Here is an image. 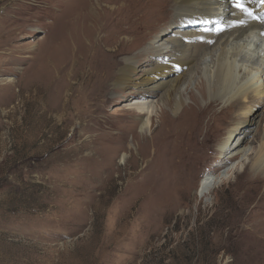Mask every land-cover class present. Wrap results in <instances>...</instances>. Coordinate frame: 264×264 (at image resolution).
Here are the masks:
<instances>
[{"label":"rangeland","instance_id":"obj_1","mask_svg":"<svg viewBox=\"0 0 264 264\" xmlns=\"http://www.w3.org/2000/svg\"><path fill=\"white\" fill-rule=\"evenodd\" d=\"M63 2L0 0V264H264V172L258 169L264 138L257 133L264 130V101L255 103V123L245 134L248 159H233L229 177L201 198L199 180L216 158L208 153L191 184L184 183L187 190L162 211L139 175L147 161L136 153L138 144L128 160L120 159L133 139L128 125L137 120L123 106L136 96L126 92L134 88L112 93L108 68L94 63L98 48L111 63L127 55L151 62L140 52L168 26L121 41L116 51L95 44L72 67L74 43L57 18ZM217 47L215 41L206 52ZM200 75L193 71L190 81L198 97ZM131 185L135 194L126 208ZM134 212L142 227H130Z\"/></svg>","mask_w":264,"mask_h":264},{"label":"bare ground","instance_id":"obj_2","mask_svg":"<svg viewBox=\"0 0 264 264\" xmlns=\"http://www.w3.org/2000/svg\"><path fill=\"white\" fill-rule=\"evenodd\" d=\"M59 10L60 30L74 43L72 67L80 64L79 54L86 57L88 49L100 42L116 51L121 41H133L139 33L146 36L162 29V24L179 25L173 31L164 27L160 34L153 35L140 52L139 56L151 57V62L143 65L131 55L122 60L113 56L111 63L107 54L95 50L99 54L94 65L108 68L106 76L111 78L112 93L118 95L123 89L134 88L126 92L136 96L124 101L123 106L133 110L137 120L128 125L133 139L120 159L128 160V150L138 144L136 153L147 161L139 175L147 177L157 208L165 211L174 205L177 194L188 188L183 187L184 183L191 184L199 173L195 167L208 153L216 158L212 163L209 156L204 161L209 163L198 183L201 198L229 177L227 168L233 159L238 155L248 159L252 147L245 145V134L255 123V103L264 101V0H64ZM230 39L234 42L229 48ZM215 41L217 50L206 52ZM212 61L214 64L206 67ZM137 65L142 66L140 73ZM195 70L201 79L205 78L195 83L201 97L190 90ZM103 78V72L97 74V83L101 84ZM150 82L152 85L147 86ZM208 97L210 100L203 105L202 100ZM220 132H225L224 139L211 145ZM260 132L264 138V130ZM150 149L153 159H149ZM260 158L257 165L263 173L264 145ZM132 185L124 192L130 196L125 194L126 208L133 201ZM141 222L140 214L134 212L130 227H142Z\"/></svg>","mask_w":264,"mask_h":264},{"label":"trees","instance_id":"obj_3","mask_svg":"<svg viewBox=\"0 0 264 264\" xmlns=\"http://www.w3.org/2000/svg\"><path fill=\"white\" fill-rule=\"evenodd\" d=\"M231 264H234V263H231Z\"/></svg>","mask_w":264,"mask_h":264}]
</instances>
